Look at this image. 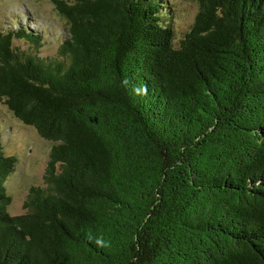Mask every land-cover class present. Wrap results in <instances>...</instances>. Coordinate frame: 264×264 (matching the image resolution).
Wrapping results in <instances>:
<instances>
[{"label": "trees", "instance_id": "16d2710c", "mask_svg": "<svg viewBox=\"0 0 264 264\" xmlns=\"http://www.w3.org/2000/svg\"><path fill=\"white\" fill-rule=\"evenodd\" d=\"M53 59L0 35V100L54 143L24 214L0 135V264H264V0H53Z\"/></svg>", "mask_w": 264, "mask_h": 264}, {"label": "rangeland", "instance_id": "374dc122", "mask_svg": "<svg viewBox=\"0 0 264 264\" xmlns=\"http://www.w3.org/2000/svg\"><path fill=\"white\" fill-rule=\"evenodd\" d=\"M53 0H0V35L31 33L40 44L33 47L23 39L12 37V46L40 59H53L65 39V26L58 17ZM169 13L174 44L183 38L198 12L196 0H161ZM0 135L3 152L16 159L6 181L11 197L8 213L24 214L23 203L31 187H44L43 176L54 143L39 138L35 130L18 122L0 100Z\"/></svg>", "mask_w": 264, "mask_h": 264}]
</instances>
